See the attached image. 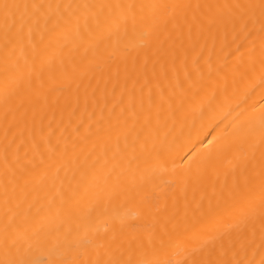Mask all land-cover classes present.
Masks as SVG:
<instances>
[{
  "label": "bare ground",
  "instance_id": "6f19581e",
  "mask_svg": "<svg viewBox=\"0 0 264 264\" xmlns=\"http://www.w3.org/2000/svg\"><path fill=\"white\" fill-rule=\"evenodd\" d=\"M0 264H264V0H0Z\"/></svg>",
  "mask_w": 264,
  "mask_h": 264
}]
</instances>
